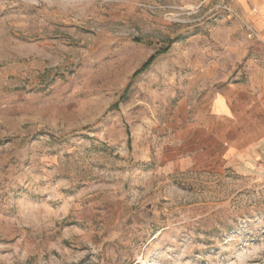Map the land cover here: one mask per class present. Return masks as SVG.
<instances>
[{
	"label": "rangeland",
	"instance_id": "rangeland-1",
	"mask_svg": "<svg viewBox=\"0 0 264 264\" xmlns=\"http://www.w3.org/2000/svg\"><path fill=\"white\" fill-rule=\"evenodd\" d=\"M238 1L0 0V264H264L259 166L175 158L264 57Z\"/></svg>",
	"mask_w": 264,
	"mask_h": 264
},
{
	"label": "crops",
	"instance_id": "crops-1",
	"mask_svg": "<svg viewBox=\"0 0 264 264\" xmlns=\"http://www.w3.org/2000/svg\"><path fill=\"white\" fill-rule=\"evenodd\" d=\"M238 9L259 34L264 51V0H239ZM182 126L175 158H182L176 162L183 167L258 165L264 158V57L248 61L237 82L208 88Z\"/></svg>",
	"mask_w": 264,
	"mask_h": 264
},
{
	"label": "built area",
	"instance_id": "built-area-1",
	"mask_svg": "<svg viewBox=\"0 0 264 264\" xmlns=\"http://www.w3.org/2000/svg\"><path fill=\"white\" fill-rule=\"evenodd\" d=\"M249 29L251 31L249 36L253 39L259 40V34L256 32V30L252 27H249ZM258 166L259 169L264 173V158L259 161Z\"/></svg>",
	"mask_w": 264,
	"mask_h": 264
}]
</instances>
